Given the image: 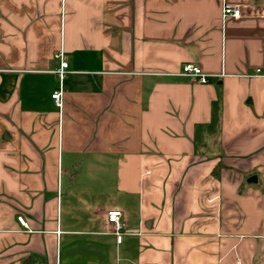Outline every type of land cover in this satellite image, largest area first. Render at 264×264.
<instances>
[{
	"label": "crops",
	"instance_id": "obj_1",
	"mask_svg": "<svg viewBox=\"0 0 264 264\" xmlns=\"http://www.w3.org/2000/svg\"><path fill=\"white\" fill-rule=\"evenodd\" d=\"M0 264H264V0H0Z\"/></svg>",
	"mask_w": 264,
	"mask_h": 264
},
{
	"label": "built area",
	"instance_id": "obj_2",
	"mask_svg": "<svg viewBox=\"0 0 264 264\" xmlns=\"http://www.w3.org/2000/svg\"><path fill=\"white\" fill-rule=\"evenodd\" d=\"M221 16L224 18L230 16L233 18H239L241 16L239 6L224 5L222 8ZM58 60V67L54 71L58 78V86L51 93L50 98L53 104L61 108L62 106V80L67 73V62L61 51L54 56ZM259 70H256L258 73ZM178 75L191 78L193 81L204 84L207 82V75L202 73L198 67L191 63H184L181 65ZM17 223L26 228V222L21 216L16 217ZM106 221L112 226V234L116 237V242L121 243L122 235L129 234L124 232V223L121 220V213L119 211H109L106 213Z\"/></svg>",
	"mask_w": 264,
	"mask_h": 264
},
{
	"label": "water",
	"instance_id": "obj_3",
	"mask_svg": "<svg viewBox=\"0 0 264 264\" xmlns=\"http://www.w3.org/2000/svg\"><path fill=\"white\" fill-rule=\"evenodd\" d=\"M249 179H253V177L249 178Z\"/></svg>",
	"mask_w": 264,
	"mask_h": 264
}]
</instances>
